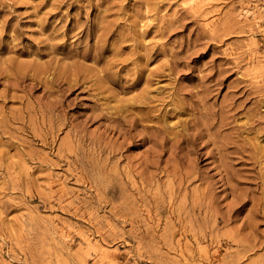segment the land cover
I'll return each mask as SVG.
<instances>
[{
    "label": "rangeland",
    "instance_id": "1",
    "mask_svg": "<svg viewBox=\"0 0 264 264\" xmlns=\"http://www.w3.org/2000/svg\"><path fill=\"white\" fill-rule=\"evenodd\" d=\"M0 264H264V0H0Z\"/></svg>",
    "mask_w": 264,
    "mask_h": 264
}]
</instances>
